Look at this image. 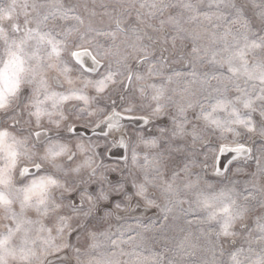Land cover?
<instances>
[{"label": "clouds", "instance_id": "1", "mask_svg": "<svg viewBox=\"0 0 264 264\" xmlns=\"http://www.w3.org/2000/svg\"><path fill=\"white\" fill-rule=\"evenodd\" d=\"M0 264H264V0H0Z\"/></svg>", "mask_w": 264, "mask_h": 264}]
</instances>
